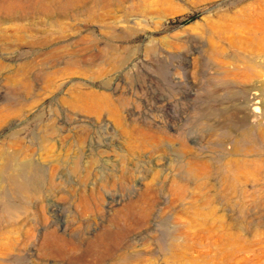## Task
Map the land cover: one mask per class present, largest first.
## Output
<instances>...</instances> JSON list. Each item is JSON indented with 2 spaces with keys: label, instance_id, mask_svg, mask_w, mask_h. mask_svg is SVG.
<instances>
[{
  "label": "rangeland",
  "instance_id": "rangeland-1",
  "mask_svg": "<svg viewBox=\"0 0 264 264\" xmlns=\"http://www.w3.org/2000/svg\"><path fill=\"white\" fill-rule=\"evenodd\" d=\"M239 12L264 0H0V264H264Z\"/></svg>",
  "mask_w": 264,
  "mask_h": 264
},
{
  "label": "bare ground",
  "instance_id": "bare-ground-1",
  "mask_svg": "<svg viewBox=\"0 0 264 264\" xmlns=\"http://www.w3.org/2000/svg\"><path fill=\"white\" fill-rule=\"evenodd\" d=\"M240 13V12H239ZM229 16V15H228ZM234 16V15H233ZM228 20L231 21L232 23L234 22V26H230L232 28H241V29H251V30H255V31H259V33H248V36H247V39L249 42H255L257 43V50L252 54V55H247L245 58H251V59H263L264 60V12H245V13H240L238 15H235L234 17H231L229 16L228 17ZM229 25V24H228ZM227 26V25H226ZM231 28V29H232ZM228 29V28H226ZM224 35V34H223ZM226 35V33H225ZM222 38V35L220 36ZM224 40V39H223ZM228 40H229V37H228ZM230 41V40H229ZM235 45V44H233ZM220 45H218L216 47H213L214 48V52L216 54H222V52L224 51V49H221L219 48ZM227 46V45H226ZM224 47V46H223ZM237 47V46H236ZM232 48V47H231ZM230 48V49H231ZM236 49V48H235ZM230 53V52H229ZM227 53V55L229 54ZM256 53H258V55L260 57H257V56H254ZM243 62H246V64L249 63V60L248 59H245L243 60ZM223 65L225 66H231L230 62L228 60H225L222 62ZM221 64V65H222ZM233 65V64H232ZM254 95H257V93H253ZM251 101L253 102V104H255V97H252L251 96ZM257 107V106H256ZM260 108V107H259ZM255 111V109H251L250 110L248 109L247 111V114L249 113V111ZM222 118L225 120L227 117H225V114L222 115ZM264 119V117H263ZM244 136H245V143L248 144L249 146L250 145H253L254 143H257L256 141H258V139H260L261 141L264 142V125L259 127V129L257 131H255V133L253 134L251 129H248L244 132ZM212 134H209L207 135V139H211L212 138ZM226 140H231V141H235L234 138H230V137H226ZM237 140V139H236ZM235 146H237V143L235 141ZM257 164V163H256ZM26 165V164H25ZM253 166V169L254 165H251ZM250 166V167H251ZM31 167V165H26V168H29ZM257 167H260L257 165ZM24 168V167H23ZM25 168V169H26ZM252 169V170H253ZM256 170L259 169V168H255ZM223 172V171H222ZM228 172H231V171H228ZM256 172V171H255ZM261 172V171H260ZM23 173V172H22ZM26 173V172H25ZM32 173V172H31ZM24 175V174H23ZM26 175V174H25ZM18 177V176H17ZM23 177V176H22ZM23 179V178H22ZM12 181V180H10ZM20 181V180H19ZM17 179L15 180V183L17 184L16 186L19 188H24V184H21ZM26 181V180H25ZM34 181V180H33ZM31 184V182H30ZM33 184V183H32ZM35 184V183H34ZM26 185V184H25Z\"/></svg>",
  "mask_w": 264,
  "mask_h": 264
}]
</instances>
